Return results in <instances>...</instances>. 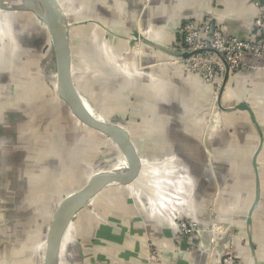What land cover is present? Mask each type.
<instances>
[{"label":"crops","instance_id":"0c3cea01","mask_svg":"<svg viewBox=\"0 0 264 264\" xmlns=\"http://www.w3.org/2000/svg\"><path fill=\"white\" fill-rule=\"evenodd\" d=\"M56 1L68 24L76 88L83 97L102 99L126 112L127 120L108 106L91 105L110 121H122L139 162L135 177L102 189L73 215L57 264H143L149 243L165 264H221L217 255L210 258L208 251L198 249L197 241L188 250L190 242L180 235L174 219L181 204L201 228L208 227L213 211L226 223L225 232L217 235L218 245L231 246L242 264H264V75L248 67L260 62L248 57L247 67L228 73L220 98L224 109L216 107L212 118V125L220 128L209 125L208 139L203 131L214 86L185 72L168 53L180 46L176 28L187 20L210 19L225 34L250 37L257 11L252 0ZM138 28L165 51L147 47L137 63L131 38ZM132 63L135 74L129 71ZM0 75V139L3 132H13L19 117L29 116L21 121L20 130L28 132L31 120L37 128L34 139L41 155L30 159L36 153L24 144L26 169L21 170L27 187L38 183L30 191L37 201L55 196L64 180L78 182L82 177L79 189L96 174L122 164L109 138L79 122L59 97L50 36L21 0L0 1ZM131 98L135 102L129 108ZM59 145L71 155L70 171L65 160L64 171H57L64 158ZM79 146L85 151L82 159ZM77 189L61 192L47 205L31 200L29 190L20 195L13 217L25 215L26 221L14 220L23 227V236L31 229L39 234L38 247L27 250L29 256L39 254L36 264H42L54 211ZM258 195L251 222L246 223ZM38 217L41 222L35 223ZM202 244L207 246L206 238Z\"/></svg>","mask_w":264,"mask_h":264},{"label":"built area","instance_id":"2783aa9c","mask_svg":"<svg viewBox=\"0 0 264 264\" xmlns=\"http://www.w3.org/2000/svg\"><path fill=\"white\" fill-rule=\"evenodd\" d=\"M252 2L256 6L257 11L253 22L254 33L248 38L225 34L210 19L203 21L187 20L176 28V32L181 37V43L179 47L171 49L175 54L172 61L178 63L188 74L198 76L206 84L214 86L213 104L209 108L213 117L214 110L219 107V95L222 94L221 88H223L225 78L229 72L247 67L245 59L250 57L259 60L260 65L248 67L259 70L264 75V7L259 6L257 0H252ZM136 32L138 33V38L133 35L131 38L136 56L141 55L147 47L153 48L149 43L158 45L152 39L146 37L139 28L136 29ZM140 36L149 43L142 42ZM134 68L131 70L133 74L136 73ZM220 108L224 109L223 107ZM209 127L204 132L208 139ZM219 128L220 124L213 126L211 129L217 130ZM174 219L180 235L190 242L188 250H192L197 241L198 249L208 251L210 258L213 255L221 258L222 249L217 247L215 243L217 235L225 232L226 223L217 219L213 211L209 215L207 228H201L197 222L189 218L184 205L182 207L179 205V208L174 213ZM203 238L207 239V246L202 244ZM251 253L253 254V252ZM179 255L177 254L178 257ZM223 255V264H242L240 256L233 251L231 246L224 248ZM143 264H165L161 260L158 250L151 243L146 248Z\"/></svg>","mask_w":264,"mask_h":264},{"label":"water","instance_id":"95a60500","mask_svg":"<svg viewBox=\"0 0 264 264\" xmlns=\"http://www.w3.org/2000/svg\"><path fill=\"white\" fill-rule=\"evenodd\" d=\"M10 1L15 2L16 0ZM21 1L24 3L25 8L29 10L44 25L50 36L56 65V82L59 97L66 103L72 115L79 122L109 138V140L118 149L127 165L125 170H111L96 174L87 184L65 196L58 204L52 215L46 233L45 249L42 261V264H57L62 237L73 215L102 189L106 188L112 183L124 182L135 177L139 171V162L129 134L121 126L122 121L117 118H114L113 121L108 120V123H102L98 121V119H96V117L89 111L90 103L80 94L76 88L71 73V58L67 36L68 24L57 1L34 0L44 11L46 16H43L31 6H29L27 2L28 0ZM257 1L259 6L264 7L263 0ZM56 8L58 13L56 12ZM60 20L65 23V28L61 26ZM132 35L138 38V33L136 30L133 31ZM140 39L146 44L149 43L141 36ZM132 44L133 42L131 41V45ZM149 44L154 48H158L160 50L162 49V47L158 45H154L152 43ZM162 51L165 50L162 49ZM168 53L169 55L175 56L172 51H168ZM222 90L223 89L221 88V91ZM220 97L221 95H219V99ZM218 103L220 107V102ZM242 106L245 107L244 105H239L238 108H242ZM248 112H250V110H248ZM258 131L259 136L262 137V131L259 127ZM259 198L260 197L258 195L254 205L249 209L246 223L251 222L252 211L254 206L258 204ZM215 245L222 249V256L220 259L221 264H223V252L225 247L219 246L217 240ZM250 248L252 250V244H250ZM251 252H253V250Z\"/></svg>","mask_w":264,"mask_h":264},{"label":"rangeland","instance_id":"374dc122","mask_svg":"<svg viewBox=\"0 0 264 264\" xmlns=\"http://www.w3.org/2000/svg\"><path fill=\"white\" fill-rule=\"evenodd\" d=\"M8 1H10V0H8ZM142 54L137 55L135 57V61L137 63L140 62ZM15 62L20 63L21 59L16 58ZM129 65H130L129 71H131L132 68L136 66V65L134 66V63L129 64ZM121 66H122V68H124L126 66L124 61H122ZM4 71L6 72L5 69H4ZM15 73H16V71H14V74ZM14 76H15V79H17L19 77V74H15ZM85 96H84V98L90 103V105H92L94 107L96 106V107H100V108L102 107L103 108V107L108 106L107 110H110L111 112L116 111L120 114L126 113L125 111L123 112L122 110H119V111L116 110V108H115L116 105L111 106L110 104H105L102 99H97L94 97L92 98L91 96H86V97ZM134 102H135V99L131 98L130 101L128 102L129 108L131 107V104H133ZM121 103L123 104L124 102L122 101ZM116 104H118V102ZM94 107H92V108L94 109ZM94 110L97 111L96 109H94ZM209 114H210L208 116L209 120L207 118V122L204 126L203 132H206L205 131L206 127L213 124L212 123L213 116L211 115L210 110H209ZM126 116L127 115L124 114L121 117L123 119L127 120ZM27 117H29V116H25L24 119H23V117H19L20 119H17L13 123V126L15 125L14 127H12V130H13L12 133L13 134L12 133L8 134L6 132H3L4 139L3 138L0 139V165H1V167H0V264H36L39 260V254H33V255L29 256V251H27L29 249H34V248L38 247V245H39L38 235L39 234L37 232L35 233L34 229H31V230H28V233L25 236H23V232H24L23 227L21 229L20 226H16L15 225L16 222L14 220H18V221L25 220V219H22L24 214H22L21 212L16 213L15 216L13 217V215H14L13 210H16V208H20L18 206V204H16L20 198V195L23 196L24 191L28 192V190H29V192H30L32 189H35V187L38 185L37 182H32V189L27 187V182H24V176H23V173L21 172V170L26 169V165H25L26 159L24 158L25 157L24 153H22L24 144H28L29 145L28 147L31 146L33 149L31 151H34L36 153V156H35V154H30L29 155L30 159L37 158L38 156L40 157V155H41L40 151L42 150L39 147H37L38 145L35 144V141H37V140L34 139V135H36L38 133H37V128H33L34 126H33V124H31V123H33L31 120V119H34L33 116H31V119H30L31 123H29L31 125V129H29L28 132L24 131V130H20L21 121L22 120L24 121ZM212 126H214V125H212ZM25 130H27V129H25ZM3 136H1V137H3ZM203 137H204V135H203ZM64 139H65V135H64ZM62 142H65V141H62ZM69 143H71L72 146L75 145V141H73V140L72 141L71 140L66 141V144L69 145ZM58 148L63 151L62 154L64 155V158L62 159V165L57 167L58 168L57 171H61V170H62V172L64 171L63 160H65V162H68L67 167H68V171H70L71 169L74 168V166H72L70 164V158L69 157L71 155H70L69 151L68 152L65 151L64 149H62L60 147V145L58 146ZM13 150L16 151V153H12ZM77 154H78L79 159H82L83 156H85V151L83 149H81V146H79ZM72 156L73 157L76 156L75 150L72 151ZM21 159H22V161H21ZM11 160H13V161L11 162ZM19 160H20L21 164H18ZM14 162H15V165L13 164ZM71 163L75 164V160L72 159ZM35 165H37V164H35ZM80 166H82V169H81V167H79L81 170H83V171L86 170L85 166L83 167V165H81V164H80ZM47 167H49V166H47ZM70 167H71V169H70ZM29 172H30V170H29ZM7 175H9L10 177L12 175L14 177V179L11 180L10 178H7ZM80 180H82V177H79L78 182L73 181V180L71 181V179L64 180L62 182V185H61V191H59V192L57 191L55 196L48 197L47 199H44V201H37L36 196L32 195L31 192H30V194H31L30 199L36 200V202H38L39 204H41L43 202V203H45V205H47L48 202L49 203H52L53 201L56 202L58 200L59 194L61 192L66 193L67 191H72L74 189H77L80 186V183H82ZM174 203L175 202H171V204H173V207L175 206ZM33 204H34V202H33ZM182 206L183 205L181 204V207ZM32 209H35V208H32ZM47 209L45 208L46 213H48ZM46 215H45V217L48 218V214H46ZM40 222H41L40 217H38L36 219L35 223H40ZM41 255H42V253H41Z\"/></svg>","mask_w":264,"mask_h":264},{"label":"bare ground","instance_id":"6f19581e","mask_svg":"<svg viewBox=\"0 0 264 264\" xmlns=\"http://www.w3.org/2000/svg\"><path fill=\"white\" fill-rule=\"evenodd\" d=\"M28 2V4H29V6H31L34 10H36L38 13H40V14H42L43 16H46L45 15V13H44V11L41 9V7L34 1V0H28L27 1ZM56 12L58 13V10H57V8H56ZM59 16V15H58ZM60 23H61V26L63 27V28H65V23H63L61 20H60ZM89 111L96 117V119H98V121H100V122H102V123H108V118L107 117H105V116H103V115H101V114H99L97 111H95L90 105H89ZM121 165H119V166H117V168L116 169H113V170H125L126 169V167H127V165H126V162H125V160H124V158L123 157H121ZM42 257H43V254L41 255V259H42Z\"/></svg>","mask_w":264,"mask_h":264}]
</instances>
